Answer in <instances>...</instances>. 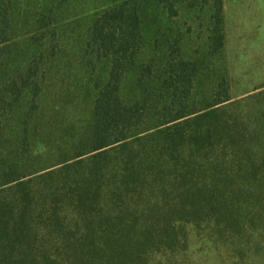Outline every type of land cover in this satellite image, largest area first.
<instances>
[{
    "label": "trees",
    "instance_id": "trees-1",
    "mask_svg": "<svg viewBox=\"0 0 264 264\" xmlns=\"http://www.w3.org/2000/svg\"><path fill=\"white\" fill-rule=\"evenodd\" d=\"M198 3L111 0L96 12L80 47L96 91L91 120L63 137L61 127L42 122L59 38L35 0H0V264H165L159 257L187 247V224L219 218L229 191L226 150L237 134L217 118L229 98L187 111L181 99L191 95L194 74L174 60L173 19ZM201 5L210 7L215 55L225 44L224 1ZM148 9L167 11L171 31L163 34L173 60L159 97L140 88L152 73ZM249 159L253 173L264 172V162Z\"/></svg>",
    "mask_w": 264,
    "mask_h": 264
},
{
    "label": "rangeland",
    "instance_id": "rangeland-1",
    "mask_svg": "<svg viewBox=\"0 0 264 264\" xmlns=\"http://www.w3.org/2000/svg\"><path fill=\"white\" fill-rule=\"evenodd\" d=\"M110 1L35 0L39 17L51 24L59 38L58 60L46 73L42 107L47 114L42 122L61 127L63 137L91 120L96 91L80 47L88 38L93 15ZM223 1L225 44L220 53L213 55L208 49V5L198 3L193 9H182L173 19L172 32L179 40L174 60L184 65L176 69H190L194 74L191 95L181 99L186 101L187 111L202 108L218 95L229 98L217 115L231 122L237 132L226 150L229 191L219 218L187 224V247L159 257L165 264H264V172L255 169L253 173L247 164V155L264 162V0ZM22 15L17 28L24 30ZM144 22L152 73L140 88L147 90V95H166L163 87L173 60L168 55L170 43L163 36L169 26L168 13L148 9ZM135 85V77L130 78L124 91H132ZM44 128L41 123V130ZM36 148L41 150V144ZM217 154V160H222L225 150L219 149Z\"/></svg>",
    "mask_w": 264,
    "mask_h": 264
}]
</instances>
